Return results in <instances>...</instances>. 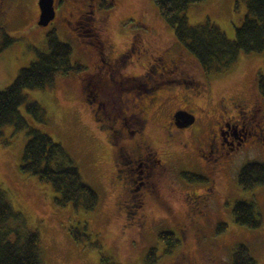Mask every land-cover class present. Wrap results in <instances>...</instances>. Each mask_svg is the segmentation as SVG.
Returning <instances> with one entry per match:
<instances>
[{
	"label": "rangeland",
	"instance_id": "rangeland-1",
	"mask_svg": "<svg viewBox=\"0 0 264 264\" xmlns=\"http://www.w3.org/2000/svg\"><path fill=\"white\" fill-rule=\"evenodd\" d=\"M37 1L0 0V42L4 35L10 39L0 50V89L12 82L20 68L36 59L38 52L48 50L46 35L50 31L71 45V64L82 68L90 63L92 46L67 22L77 5L86 8V0L79 4L74 0H54L56 17L46 26L37 23ZM101 3L110 6L105 12L101 6V9L97 7L95 20L102 30L101 36L109 38L116 48L122 49L137 34L154 53L165 49L172 55L181 54L183 73L175 78L183 77L184 81L177 82V88L165 94L162 108L153 119L157 124L156 135L157 126L164 123L169 111L186 101L191 103L195 126L202 135L215 128L221 98L227 102L238 98L246 102L259 100L264 109V99L256 86L258 73L264 74V52H240L227 68L207 72L176 41L173 29L159 16L152 0H102ZM245 12L246 0H205L191 4L186 16L190 24L209 19L229 39H234L235 28L241 24ZM145 61L136 64L134 70H142ZM76 70L56 74L46 88L25 90L27 99L35 100L41 107L40 122L27 113L25 104L18 110L30 126L47 133L70 155L82 180L98 194L94 209L75 208L71 202L61 204L59 193L50 183L23 173L20 164L28 139L26 129L15 130L13 125L0 128V189L12 208L23 215L26 226L38 231L43 264H145V253L152 246L156 247L158 256L154 264H175L182 257L189 258L193 264H231L232 249L240 242L246 244L256 264H264V185L244 190L237 182L243 164L264 162V143L251 137V141H245L225 159L220 158L224 159L225 167L215 172L212 196L200 177L204 162L198 156L196 143L184 141L181 137L185 135L169 146L163 139L159 140L158 147L167 158L168 168L161 178L158 199H148L142 229L135 223L124 227L123 209L117 204L120 186L113 183V166L109 156L104 155L108 149L78 86L79 77L87 68ZM247 130L241 125L235 130L231 125L226 128L227 142L235 145ZM183 173L189 178L196 176V180L183 177ZM206 194L211 199L204 206ZM239 200L255 203L256 211L262 216L261 226L248 228L233 222L231 210ZM219 223H225L226 227L217 233ZM182 224L187 226L184 237L178 230ZM74 228H78V238L73 236ZM160 230L172 231L179 239L170 252L164 251L165 244L157 236Z\"/></svg>",
	"mask_w": 264,
	"mask_h": 264
},
{
	"label": "flooded vegetation",
	"instance_id": "flooded-vegetation-1",
	"mask_svg": "<svg viewBox=\"0 0 264 264\" xmlns=\"http://www.w3.org/2000/svg\"><path fill=\"white\" fill-rule=\"evenodd\" d=\"M74 1L79 4L81 0ZM101 2L86 0V8L83 9L77 5L73 15L72 12L70 14L72 19L67 21L80 31L84 41L93 49L90 63L79 70L87 68L79 77L78 86L85 106L92 113L95 128L108 149V154L104 155L109 156L108 160L113 166V183L120 186L117 204L123 209V226L131 227L135 223L142 229L148 199H158L156 194L162 184L161 178L168 168L167 158L158 147L159 140L163 139L169 146L177 142V137L185 135L181 137L184 141L189 139L196 143L198 156L204 162L203 176L200 177L204 180L205 189L214 196L215 172L225 167V157L232 150L239 149L245 141H251V137L264 143V109L259 100L246 102L238 98L227 102L221 98L215 128H210L207 135H202L198 134L195 126L196 116L188 125L175 122L174 114L177 111L194 114L191 103L186 101L184 105L169 111L164 123L157 126L156 135L154 130L157 124L153 119L162 108L165 94L176 89L177 82L184 81L183 77L175 78L183 73L181 54L172 55L165 49L159 54L154 53L137 34H133V38L122 49L116 48L109 38L101 36L102 30L95 20L94 11L101 9ZM101 11L108 9L102 8ZM143 60H146L145 67L135 71L134 66ZM231 125L235 130L238 125L243 130L248 128L235 145L227 142L226 128ZM153 137L157 140L153 141ZM164 154L167 156L168 151ZM203 198V205L206 206V201L211 197L206 194ZM182 225L178 230L184 237L187 226ZM175 264L193 262L182 257Z\"/></svg>",
	"mask_w": 264,
	"mask_h": 264
},
{
	"label": "trees",
	"instance_id": "trees-1",
	"mask_svg": "<svg viewBox=\"0 0 264 264\" xmlns=\"http://www.w3.org/2000/svg\"><path fill=\"white\" fill-rule=\"evenodd\" d=\"M205 0H152L159 16L173 29L176 41L188 51L202 67L209 71H220L230 66L240 52H264V0H246V12L239 26L235 28L234 39H229L214 22L206 19L202 23L190 24L187 8ZM102 4V8H108ZM10 39L4 35L0 50ZM48 50L38 52L36 59L19 69L16 77L0 89V128L13 125L15 130L26 129L28 139L22 150L20 169L39 180L48 182L59 193L58 202H71L75 208L92 210L98 202V194L92 186L82 180L78 168L59 142L47 133L30 126L20 115L19 106L25 104L27 113L41 121L42 110L38 102L28 100L26 89H43L53 83L58 73H69L79 69L71 64V45L60 40L54 31L46 35ZM188 84H193L186 82ZM257 89L264 99V74L257 75ZM192 181L196 176L189 178ZM237 182L244 190L264 185V162L248 161L237 173ZM233 222L248 228H258L262 216L256 211L255 203L247 200L236 201L231 210ZM225 223L216 226V232L224 230ZM73 231L74 234H73ZM72 234L78 238V228ZM85 233V232H84ZM164 244V251L170 252L178 243L175 233L160 230L157 233ZM156 247H150L143 259L145 264H154L157 259ZM0 264H43L39 244V233L26 226L19 211H15L4 190L0 189ZM231 264H256L250 250L244 243H237L231 252Z\"/></svg>",
	"mask_w": 264,
	"mask_h": 264
},
{
	"label": "water",
	"instance_id": "water-1",
	"mask_svg": "<svg viewBox=\"0 0 264 264\" xmlns=\"http://www.w3.org/2000/svg\"><path fill=\"white\" fill-rule=\"evenodd\" d=\"M39 15L37 23L46 26L55 16L54 0H38ZM175 122L179 125H188L194 121L193 114L177 111L174 114ZM180 121V122H179Z\"/></svg>",
	"mask_w": 264,
	"mask_h": 264
}]
</instances>
